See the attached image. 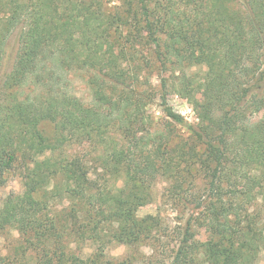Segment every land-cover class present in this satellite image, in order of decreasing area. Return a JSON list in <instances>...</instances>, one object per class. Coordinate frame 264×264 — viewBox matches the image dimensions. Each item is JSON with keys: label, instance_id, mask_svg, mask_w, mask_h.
I'll return each mask as SVG.
<instances>
[{"label": "trees", "instance_id": "trees-1", "mask_svg": "<svg viewBox=\"0 0 264 264\" xmlns=\"http://www.w3.org/2000/svg\"><path fill=\"white\" fill-rule=\"evenodd\" d=\"M239 3L123 0L114 14L102 0H0V70L16 30L20 43L0 86V162L23 181L0 207V232L17 230L24 241L19 258L0 264H25L31 250L35 264H99L108 243L157 239L156 219L134 214L157 177L173 180L175 193L191 180L207 186L193 199L194 223L176 230L178 249L158 264H187L183 247L200 222L210 230L200 245L205 263L260 264L263 255L264 264L262 212L250 210L260 200L264 207V0ZM196 64L206 66L204 79L177 87L176 71ZM154 70L161 95L142 82ZM70 72L88 75L90 103L62 89ZM29 83L45 92L22 98ZM173 90L192 102L197 125L168 105ZM157 96L165 125L146 114ZM175 126L188 137L176 141ZM74 142L89 143L98 168L84 152L68 153ZM107 175L123 177V188L113 191ZM72 239L99 247L82 258Z\"/></svg>", "mask_w": 264, "mask_h": 264}, {"label": "rangeland", "instance_id": "rangeland-1", "mask_svg": "<svg viewBox=\"0 0 264 264\" xmlns=\"http://www.w3.org/2000/svg\"><path fill=\"white\" fill-rule=\"evenodd\" d=\"M104 3V9L110 13L122 12L124 8L122 3L123 0H102ZM244 0H239L243 4ZM240 3L238 6H240ZM243 7V6H242ZM19 30L14 31V33L9 38V41L6 46V56L3 60V66L0 70V86L1 83L5 80L7 74H9L15 65V61L18 56L20 43H19ZM144 49V50H143ZM142 56L149 58L147 56L149 52L143 47ZM146 60V59H145ZM207 69L204 64H196L189 69L184 71H176L175 77L172 81L176 82L177 87H183V85H190L193 81V78L196 80H203L205 77ZM164 73L162 75H165ZM66 80L61 84L63 90L71 95H75L80 100L85 103L91 102L90 90L86 84V77L88 76L85 73L81 72H70L66 75ZM147 75H142V82L148 84L145 86L150 87L154 90L157 95H161V78L158 71H155L150 74L148 78ZM166 76V75H165ZM176 80V81H175ZM181 80V81H180ZM35 87V88H33ZM145 88V87H144ZM33 89V91H32ZM42 91L45 92V89L42 86L36 87L31 83L27 84L24 87L23 97L27 95L34 96ZM144 91V89H143ZM1 93V92H0ZM197 97V96H196ZM167 103L176 113H179L186 121L188 125H197L199 122L198 114L192 102L188 98L182 96L173 90L167 96ZM146 114L149 117H152L153 120L160 124H166L169 120L165 117L163 109L161 106V99L157 96L154 102L147 108ZM254 120L260 119L263 117L262 112H256L252 115ZM42 132L44 137L51 138L55 135V126L52 123H46L42 127ZM161 131H163L161 129ZM173 135L176 138V141H180L181 138L188 137V130L186 127L175 126ZM118 137L120 138L119 134ZM87 159L94 160L96 153L92 147H89V143L85 142L82 145L78 143H73V146L70 148L72 155H81L83 154ZM58 156V155H56ZM60 159L61 157L58 156ZM92 165L95 168H98V164H95L92 161ZM0 167L4 172L6 177V182L4 186L0 189V207L6 198L11 194H20L23 191V181L22 176L19 175L18 171L9 170L7 167V161L2 160L0 162ZM101 171V170H98ZM97 175L96 173H94ZM93 175V177H96ZM106 179L108 180L109 187L113 191H118L123 188L124 178L120 176L107 175ZM173 180H167L163 177H157L156 181L151 184L150 189L145 193V198L137 202L135 206V216L138 218H154L158 225L162 228L160 236H157L155 240H146L142 241L137 245L128 246L119 243H108L105 248H103L104 257L101 258L99 264H158L160 259L166 251H176L179 247V242L181 240V235L176 231L179 227H183L185 223L192 219L194 220L198 215L193 213L194 197L197 198L200 196L206 195L207 186L201 182L197 181H188L186 183V188L179 189L177 193L172 192ZM240 191L244 190L245 186L240 185ZM176 197V200H175ZM58 207L61 209V205L58 204ZM250 210L255 211L257 214H260L262 221H264V207L262 206L261 200L256 203L255 206H252ZM261 223V222H260ZM165 232V234H164ZM173 233L170 234V233ZM210 236V230L205 222L196 223L193 225L187 243L185 244L184 251L186 253L187 264H207L201 256V247L200 245L208 240ZM72 244L70 249L75 255H79L82 258L88 257L92 252L99 247V245L94 244L90 239H84L77 241L76 239L71 240ZM24 241L21 239L17 230L11 229L5 232H0V258H5L7 260H16L19 258L20 251ZM100 242V241H98ZM31 255L26 253V260L23 263L25 264H35V251L31 250ZM15 257V258H14ZM262 256H260L259 263L262 264Z\"/></svg>", "mask_w": 264, "mask_h": 264}]
</instances>
